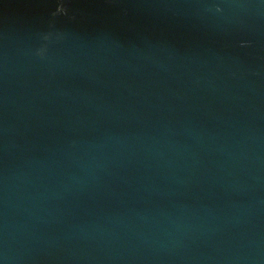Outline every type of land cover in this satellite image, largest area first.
Here are the masks:
<instances>
[{"label":"water","instance_id":"obj_1","mask_svg":"<svg viewBox=\"0 0 264 264\" xmlns=\"http://www.w3.org/2000/svg\"><path fill=\"white\" fill-rule=\"evenodd\" d=\"M0 264H264V0H0Z\"/></svg>","mask_w":264,"mask_h":264}]
</instances>
